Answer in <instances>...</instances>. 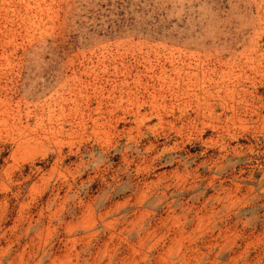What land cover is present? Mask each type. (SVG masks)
Returning <instances> with one entry per match:
<instances>
[{"label":"rangeland","instance_id":"374dc122","mask_svg":"<svg viewBox=\"0 0 264 264\" xmlns=\"http://www.w3.org/2000/svg\"><path fill=\"white\" fill-rule=\"evenodd\" d=\"M0 264H264V0H0Z\"/></svg>","mask_w":264,"mask_h":264}]
</instances>
